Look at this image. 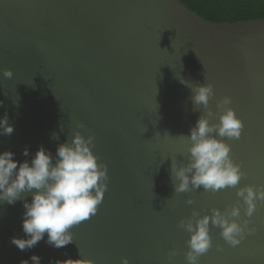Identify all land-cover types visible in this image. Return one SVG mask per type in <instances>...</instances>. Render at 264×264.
<instances>
[{
  "label": "water",
  "instance_id": "1",
  "mask_svg": "<svg viewBox=\"0 0 264 264\" xmlns=\"http://www.w3.org/2000/svg\"><path fill=\"white\" fill-rule=\"evenodd\" d=\"M181 79L211 83L214 112L222 97L232 98L244 125L239 139L224 138L246 174L237 187L264 185V19L212 23L178 0H0V118L7 114L14 126L0 135V152L31 161L43 145L55 156L80 131L95 136L92 150L109 176L97 214L71 229L74 242L60 249L45 243L47 233L34 248L17 249L10 241L26 238L23 203L32 195L0 202V264H32L34 254L41 264L125 257L186 264L190 236L179 222L193 209L203 216L234 205L237 189L174 192L172 162L187 163L191 146L180 136L205 111ZM249 219L256 231L236 247L210 225L213 247L199 264H264V202Z\"/></svg>",
  "mask_w": 264,
  "mask_h": 264
},
{
  "label": "clouds",
  "instance_id": "2",
  "mask_svg": "<svg viewBox=\"0 0 264 264\" xmlns=\"http://www.w3.org/2000/svg\"><path fill=\"white\" fill-rule=\"evenodd\" d=\"M6 79H11L10 69L3 71ZM191 92L192 103L202 106L204 111L196 124L190 129V135L180 136L190 143L187 148V163L179 166L172 162L171 179L175 193H187L203 189L216 193L226 188H236L237 201L223 211L212 208L210 215H200L193 209L191 215L182 219L178 227L185 230L190 238L186 241V264H199V258L213 247L210 225L219 228V236L231 247H236L252 235L256 229L249 227L257 209V202H264V185L237 187L246 174L242 165L231 156V147L224 138L239 139L244 127L243 122L230 107L232 98L222 97L215 105L214 112L210 100L215 95L211 83L194 84L180 81ZM218 119V123H212ZM77 129L84 128L82 123ZM14 126L9 123L7 114L0 118V135L10 136ZM219 137V139L217 138ZM53 139H59L53 133ZM95 136L85 137L80 131H74L71 141L67 139L58 145L55 156L43 145L39 147L31 161L19 162L14 159L12 151L0 152V202L14 205L22 194L31 193V202L25 201L22 215V231L26 238L13 237V244L20 251L34 248L41 240L49 246L60 249L74 242L71 231L81 222L96 215L108 188V167L99 162L94 154ZM22 155H30L27 147ZM187 205L194 201L187 199ZM217 251L222 248L217 245ZM176 250L169 252L168 259L175 256ZM67 255V253H65ZM41 257L32 255V264H41ZM22 264H29L27 260ZM49 264H95L91 259L71 258L50 260ZM121 264H129L125 257Z\"/></svg>",
  "mask_w": 264,
  "mask_h": 264
},
{
  "label": "trees",
  "instance_id": "3",
  "mask_svg": "<svg viewBox=\"0 0 264 264\" xmlns=\"http://www.w3.org/2000/svg\"><path fill=\"white\" fill-rule=\"evenodd\" d=\"M191 12L212 23L264 19V0H178Z\"/></svg>",
  "mask_w": 264,
  "mask_h": 264
}]
</instances>
